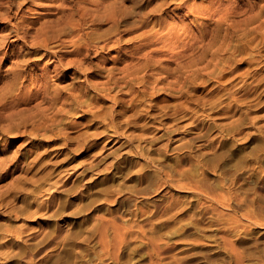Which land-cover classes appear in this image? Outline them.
<instances>
[{
	"label": "rangeland",
	"instance_id": "obj_1",
	"mask_svg": "<svg viewBox=\"0 0 264 264\" xmlns=\"http://www.w3.org/2000/svg\"><path fill=\"white\" fill-rule=\"evenodd\" d=\"M0 264H264V0H0Z\"/></svg>",
	"mask_w": 264,
	"mask_h": 264
}]
</instances>
